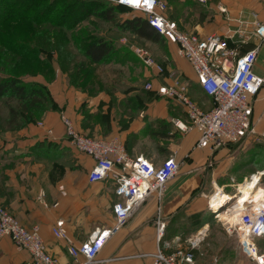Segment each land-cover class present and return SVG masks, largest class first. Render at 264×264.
I'll list each match as a JSON object with an SVG mask.
<instances>
[{
	"label": "crops",
	"instance_id": "crops-1",
	"mask_svg": "<svg viewBox=\"0 0 264 264\" xmlns=\"http://www.w3.org/2000/svg\"><path fill=\"white\" fill-rule=\"evenodd\" d=\"M176 1L180 8H189L190 11L183 12L177 18L175 14L168 15L166 10L165 16L173 23L174 18L179 19L181 27L175 24L182 33L199 39L209 35L232 38V44L237 46L243 40L238 32L245 30L249 40L239 45V52L244 54L257 48L254 73L264 77V39L254 35L255 29L251 25L253 15H257V20L264 23V4L259 0H207L203 5L195 0ZM193 6L199 10L192 11ZM132 13L134 17L144 20L139 14ZM185 19H191V23L183 24ZM158 36L161 42L156 44L173 47L177 57L183 61H175V67H165L151 57L157 66L163 68L164 73L159 74L155 69H149V75L153 76L150 79L152 83L147 82L152 86L150 90L140 89L139 85L119 88L110 97L94 98L91 104L96 111L103 101L102 136L108 139L117 138L124 145L129 157H143L156 167L162 165L166 159L173 158L179 164L180 175L166 185L160 198L146 199L131 214L126 224L111 235L97 258L88 264H151L149 255L158 251L171 253L177 247L187 249L190 242H197V248L192 253L196 263L200 264L201 261L196 256L210 231L205 228L188 229L183 227V222L181 226L175 227V224L194 219V214L205 209L204 201L191 198L201 189L206 190V187L201 188L206 177L211 176L215 192L216 189H221L225 193L222 194L219 190L215 194L225 199L224 209L233 200L237 206L240 194L238 189L235 193V186L250 177H244L243 182L238 184L232 181L235 184L233 190L226 192L227 185L223 180L225 177L234 176L236 172L232 170H237L233 169L235 163L232 168L227 166V162L233 159L231 148L241 147L249 141V137L237 145L225 148L199 149L196 147V130L182 132L175 126L179 122L190 127L186 110L177 99L160 96L157 93L158 88L172 87L174 82L185 87L186 97L190 101V97L195 98L197 103L194 104L202 112H209L213 101L203 93L191 66L178 55L177 47ZM172 73L178 77L174 81L170 78ZM58 92L57 86H54L51 93L61 107L58 106L56 111L46 112L40 124L32 122L18 131L0 126V206L26 229L38 227L47 253L58 264H83L84 259L74 261L68 248L87 242L92 233L112 230L115 225L112 206L118 198L111 181L88 183L87 174L94 161L71 146L66 139L64 125L59 120V113L67 114L72 118L74 129L79 131L82 118L77 113L84 97H73L72 105H64L65 99L58 97ZM254 120L255 138L262 137L264 92L256 99ZM48 130L52 132L51 135H47ZM217 176H221L223 181L219 185L215 182ZM259 191L263 190L257 189L255 193ZM245 203H240L235 209H241ZM183 213L187 216H183ZM60 222L67 234V240L57 239L52 233V229ZM220 222L222 234L226 238L235 239L237 249L241 250L238 237L227 234L226 222ZM161 224L164 225V230L162 237L158 238ZM182 239L184 242L178 244ZM241 252L245 255L242 250ZM246 258L250 261L247 256ZM29 261L27 252L16 249L9 239H0V264H28ZM213 264L217 262L213 261Z\"/></svg>",
	"mask_w": 264,
	"mask_h": 264
},
{
	"label": "built area",
	"instance_id": "built-area-1",
	"mask_svg": "<svg viewBox=\"0 0 264 264\" xmlns=\"http://www.w3.org/2000/svg\"><path fill=\"white\" fill-rule=\"evenodd\" d=\"M112 6L128 9L139 14L148 26L170 44L177 47V53L191 66L203 93L212 99L213 107L209 112H202L185 95V87L176 84L172 87H160L157 93L162 97L180 101L190 121V127L179 122L175 126L182 132L196 130L199 149L216 150L244 141L255 133L254 106L256 99L264 92V77L254 73L258 49L240 54L239 45L249 40L245 30H240L243 39L237 46L232 38L209 35L204 39L182 33L175 23L169 21L165 12L166 4L161 0H101ZM205 4L207 0H195ZM264 4V0H259ZM254 35L264 39V23L253 15ZM137 53V54H136ZM136 56L149 69L163 74L162 67L157 66L150 54L140 49ZM150 83L144 89L150 90ZM65 136L71 146L94 161L87 174L89 184L111 181L118 198L112 206L115 225L112 230L92 233L90 239L79 246H70L69 255L83 264L92 263L102 251L108 239L123 227L131 214L149 197L160 198L166 185L179 173V164L173 158L166 159L159 167L154 166L143 157L131 158L124 145L117 138H89L77 132L72 124L62 118ZM50 130L47 135H51ZM264 137V131L262 132ZM259 185H264V170L255 172ZM249 177V180L251 177ZM246 181V180H245ZM236 205L228 207V212ZM212 214V213H211ZM217 218V214H212ZM164 225L158 229V238L162 237ZM225 232L236 235L241 250L254 263L264 264V247L258 246V240H264V206L252 210L247 206L236 225H225ZM53 235L60 240H67L63 224L57 223L52 229ZM244 236L248 241L244 240ZM9 239L18 250L29 254L28 264H58L47 253L39 235V228L23 227L13 216L0 206V239ZM197 242H190L186 248L177 247L171 253L158 251L149 255L151 264H197L192 251Z\"/></svg>",
	"mask_w": 264,
	"mask_h": 264
},
{
	"label": "rangeland",
	"instance_id": "rangeland-1",
	"mask_svg": "<svg viewBox=\"0 0 264 264\" xmlns=\"http://www.w3.org/2000/svg\"><path fill=\"white\" fill-rule=\"evenodd\" d=\"M6 2L11 3V1ZM49 2H51V5L70 8L67 13L72 14H70L67 22L74 25V30L68 31L51 24L35 26L33 24L12 23L0 26V31L5 33V36L0 38L1 45L10 47L8 41L33 44L41 51L38 56L39 60L42 63H48L45 67L37 62L20 59L7 52L4 55H0V68L3 65L5 68L13 66L15 71L20 73L23 83L41 85L46 88L51 101L46 110L47 112L56 111L58 106L61 107V104L56 102L55 96L51 93L54 86H57L59 91L56 95L65 99L64 105L71 103L73 97H84V101L77 113L82 120L79 122V131H76L88 137L105 139L104 135L100 134V132L104 131L102 123L103 101L96 111L93 110L95 106L91 103L96 97L99 99H103L104 96L110 97L119 88L139 85V88L142 89L147 82H151L150 79L153 76L149 75V68H146L136 56V51L139 48L146 50L157 63L165 67L168 65L175 67V61L183 60L177 57L173 47L167 44H156L141 40L130 31L120 28V24L124 20H132L134 18L132 11L128 9L115 7L110 19L106 20L100 15V12L108 9L109 7L107 6L97 10L94 8L93 2H78L77 0H69L67 2L49 0ZM164 3L166 4L167 14H175L177 18H180L183 12L190 11L189 8L185 10L180 8L176 0H165ZM191 9L194 12L199 10L194 6ZM178 20L176 18L173 19L181 27ZM182 23L189 24L191 19H185ZM100 38L112 42L116 52L100 64L93 65L84 58L83 49L92 39ZM170 78L174 81L178 77L175 73H172ZM174 86H176L175 82ZM190 99L192 103H197L195 98L190 97ZM177 102L180 104V101ZM11 104L13 107L16 106L14 102ZM5 105L6 101L0 100L1 125L8 117V110ZM40 112L32 117L23 115V120H18L17 123L21 121L27 124L32 122L39 123L44 115V113ZM62 118L67 119L74 127L72 118L70 119L67 114L59 113L61 123ZM255 136L256 134L253 133L249 136V141L243 143L242 146L240 145L241 147L231 148L233 159L227 162V166L232 168L235 163L236 166L234 165L233 169L237 170H232V172H236L234 176L225 177V180H223L227 185V193L233 190L234 185L240 183L244 177L264 170V138L260 136L255 138ZM239 165L241 166L239 167ZM179 175L180 172L173 181ZM206 178L203 186H201V188L206 187V190L201 189L198 194L191 198V200L198 198L200 201H204L205 209L198 214H194V219L179 221L175 224V227L177 225L181 226V222H183V227L188 229L199 228V230H202L205 228L210 231V235L203 242L204 248L202 247L196 256L201 261L200 264H213V261H216L217 264H253L251 260L249 261L242 254L241 250L237 249L235 239L226 238L222 234L223 230L220 220L212 215L213 212H210L208 207L209 199L215 193V189H213L211 176ZM215 180L218 185L223 182L221 176ZM232 181H235V184H232ZM259 192L264 193V191ZM182 215L187 216L186 213ZM183 242L184 240L182 239L177 243L182 244ZM259 242L258 246L260 248L264 247V240Z\"/></svg>",
	"mask_w": 264,
	"mask_h": 264
},
{
	"label": "trees",
	"instance_id": "trees-1",
	"mask_svg": "<svg viewBox=\"0 0 264 264\" xmlns=\"http://www.w3.org/2000/svg\"><path fill=\"white\" fill-rule=\"evenodd\" d=\"M6 1H11V3L9 4ZM67 1L69 0H61V2ZM77 1L93 2V6L97 10L103 9L105 6L109 7L100 12V15L106 20L110 19L116 7L101 0ZM0 4V26L12 23L33 24L35 26L51 24L68 31L74 30V25L67 22L70 14H72L67 13L70 11L69 7L62 8L58 5H51L49 0H0ZM120 28L130 31L141 40L152 43L161 42V38L141 18L134 17L132 20H124L120 24ZM4 36L5 33L0 31V38ZM8 43L10 47H6L3 44L2 46L0 43V55L10 52L20 59L37 62L45 67L47 66V62L42 63L39 60L38 56L41 51L35 45L16 41H8ZM115 52L116 49L112 42L100 38L92 39L84 47L83 56L90 64L96 65L114 55ZM0 100L6 101L5 106L8 110L7 120L2 122L3 124L0 126L16 131L23 129L27 124L24 121L17 123L18 120H23V115L32 117L40 111V113L45 114L48 105L51 103L46 88L41 85H28L23 83L20 73L16 72L13 66L11 68H5L4 65L0 68ZM12 102L16 103V106L13 107Z\"/></svg>",
	"mask_w": 264,
	"mask_h": 264
},
{
	"label": "bare ground",
	"instance_id": "bare-ground-1",
	"mask_svg": "<svg viewBox=\"0 0 264 264\" xmlns=\"http://www.w3.org/2000/svg\"><path fill=\"white\" fill-rule=\"evenodd\" d=\"M135 1L136 0H134V2ZM130 2L132 3V0ZM237 189L240 194L239 198L237 199L239 200V203L237 204V206L240 205V203L246 202L244 207L241 206V209L240 208L234 209L233 211L228 212L227 210L228 207L231 205H234L235 200H233L232 203L229 204L224 209V205L226 204L225 199H223L221 195H215L216 193H218L219 190H220V193L225 194L222 192L221 189H216V192L211 196L213 197L215 195L212 199L211 205H210L211 197L208 202L209 209L211 211L216 212V213L213 212V214L218 213L217 218H219L220 221L226 222L227 224H230V225H236L240 221L241 214L243 210L247 208V206L251 208L252 210H256L264 206V193H261V192L255 193V190L257 189H262L264 191V187L259 185L258 176H252L250 180L248 179L245 182L235 186V193ZM235 193L232 195V197H234ZM237 206L235 208H237ZM244 240L248 241L246 236H244Z\"/></svg>",
	"mask_w": 264,
	"mask_h": 264
}]
</instances>
